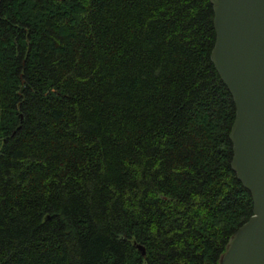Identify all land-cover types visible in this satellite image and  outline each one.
I'll return each instance as SVG.
<instances>
[{
	"label": "trees",
	"instance_id": "obj_1",
	"mask_svg": "<svg viewBox=\"0 0 264 264\" xmlns=\"http://www.w3.org/2000/svg\"><path fill=\"white\" fill-rule=\"evenodd\" d=\"M214 42L210 0H0V264H218L253 203Z\"/></svg>",
	"mask_w": 264,
	"mask_h": 264
},
{
	"label": "water",
	"instance_id": "obj_2",
	"mask_svg": "<svg viewBox=\"0 0 264 264\" xmlns=\"http://www.w3.org/2000/svg\"><path fill=\"white\" fill-rule=\"evenodd\" d=\"M210 3V58L235 105L231 167L253 203V215L231 236L218 264H264V0Z\"/></svg>",
	"mask_w": 264,
	"mask_h": 264
}]
</instances>
